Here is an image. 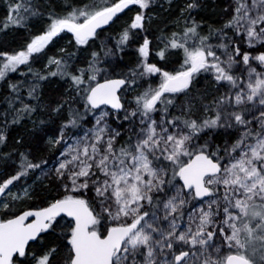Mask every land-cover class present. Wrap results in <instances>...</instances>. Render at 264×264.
<instances>
[{
	"label": "snow or ice",
	"instance_id": "obj_1",
	"mask_svg": "<svg viewBox=\"0 0 264 264\" xmlns=\"http://www.w3.org/2000/svg\"><path fill=\"white\" fill-rule=\"evenodd\" d=\"M0 7V264H264V0Z\"/></svg>",
	"mask_w": 264,
	"mask_h": 264
},
{
	"label": "trees",
	"instance_id": "obj_2",
	"mask_svg": "<svg viewBox=\"0 0 264 264\" xmlns=\"http://www.w3.org/2000/svg\"><path fill=\"white\" fill-rule=\"evenodd\" d=\"M219 2L222 3L223 0H219ZM5 14H6V8H4V7H0V20L3 19V17H4ZM202 15H208L210 20H211V19H216V17L210 15V13H202ZM11 38H12V33H10L9 36L4 37V39H6V40H11ZM61 43H62V42H61ZM126 59H127V58H126Z\"/></svg>",
	"mask_w": 264,
	"mask_h": 264
}]
</instances>
